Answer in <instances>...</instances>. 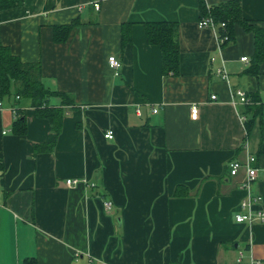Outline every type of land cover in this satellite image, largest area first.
<instances>
[{"label":"crops","instance_id":"crops-1","mask_svg":"<svg viewBox=\"0 0 264 264\" xmlns=\"http://www.w3.org/2000/svg\"><path fill=\"white\" fill-rule=\"evenodd\" d=\"M94 1L22 0L0 10V44L39 64L44 85L74 101L51 99L64 110L61 132L53 151L36 154L54 140L51 125L19 101L27 134L15 136L13 99L2 101L0 264L264 263V222L235 221L248 194L264 209V62L249 72L253 34L235 26L219 46L198 26L199 0H99L98 10ZM236 1L264 28V0ZM160 21L179 26L176 76L163 75L160 48L146 41L144 24ZM70 24L55 43L53 27ZM249 158L257 177L247 189ZM232 162L241 165L235 176ZM66 179L86 183L66 187Z\"/></svg>","mask_w":264,"mask_h":264},{"label":"trees","instance_id":"trees-1","mask_svg":"<svg viewBox=\"0 0 264 264\" xmlns=\"http://www.w3.org/2000/svg\"><path fill=\"white\" fill-rule=\"evenodd\" d=\"M22 5V0H0V10L15 8ZM200 19L210 18L215 23L225 24L221 28L227 32L229 41L221 46L231 43L235 26L252 33L254 37V54L251 59L249 72L257 74L259 65L264 62V28L258 27L254 22L243 18L239 1L233 0L216 7L207 8L203 0H199ZM74 24L53 27V41L64 43ZM129 27L122 30V44L129 42ZM145 37L149 45L160 48L163 75L176 76L179 73V26L168 21L149 22L144 24ZM18 97V99H17ZM58 98L62 106H73V97L67 93L51 90L44 85L41 68L37 63H24L11 54L7 47L0 44V100L13 99L12 110L16 117L12 123L11 133L15 136L27 134V121L23 111L17 106L19 101H26L34 110L37 118L46 120L54 133V140L50 144L35 145L36 153L53 151L55 143L61 132L64 110L62 107L51 105V99ZM258 98L255 97L254 100ZM3 164L0 162V171ZM30 264V262H29Z\"/></svg>","mask_w":264,"mask_h":264},{"label":"built area","instance_id":"built-area-1","mask_svg":"<svg viewBox=\"0 0 264 264\" xmlns=\"http://www.w3.org/2000/svg\"><path fill=\"white\" fill-rule=\"evenodd\" d=\"M91 5L94 7L95 10L99 9V0H95L94 2L91 3ZM198 26L200 28H209L213 30L216 34L217 37V42L219 43V46L222 44L226 43L229 41V37L227 36V32L224 30L223 32H220L221 28H225V24L223 23H215L212 19L210 18H205L201 19L198 22ZM242 62H247L248 59L247 57H242L240 59ZM108 65L110 69L113 71L114 75H117V71L120 68V61L114 57L110 56L108 58ZM217 75L224 81L228 80V74L227 71L225 70L224 67H221L216 70ZM234 95L238 97L239 102L243 104H248L250 101L247 97V95L240 91L236 90L234 92ZM18 99V97H17ZM217 97L215 95L211 96V100H216ZM3 103L0 100V109L2 108ZM137 114H140V110L137 109ZM156 113V110L153 111ZM198 113V108L196 106H193L191 108V114L193 116H196ZM13 117L15 119L16 114L12 110ZM105 139L112 140L114 138L113 132L112 131H107L104 135ZM254 158H249L247 163H246V173H247V178H246V183H245V188H249L250 184L255 181L257 177V170L255 168H252L251 163L254 162ZM241 165L239 162H232L229 164V173L231 176L237 175ZM81 183H86V180H79V179H66L65 180V185L66 187H72V186H77ZM262 202V197L261 196H253L248 194L247 198L241 201L239 205V212L235 214V221L236 223H255V222H264V209L260 208V204ZM105 208L110 210L112 207L111 202L105 203ZM240 261V259H239ZM251 264H264L260 263L257 261H252Z\"/></svg>","mask_w":264,"mask_h":264}]
</instances>
